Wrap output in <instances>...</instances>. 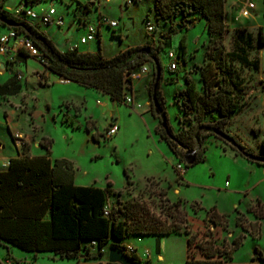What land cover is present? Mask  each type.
<instances>
[{
  "label": "rangeland",
  "instance_id": "1",
  "mask_svg": "<svg viewBox=\"0 0 264 264\" xmlns=\"http://www.w3.org/2000/svg\"><path fill=\"white\" fill-rule=\"evenodd\" d=\"M233 1L226 0L225 3V32L222 42L224 55L231 52L246 55L249 60L258 63V69L226 55L231 75L222 84L232 90L238 101L244 97L248 99L242 112L233 117L222 131L242 145L245 151L264 156L260 148V143L264 140V45L258 44L260 30L264 36V0H255L256 8L248 17L239 15V8L231 6ZM63 2L67 3L69 0ZM124 2L125 0H102L99 12L109 20H116L118 25L115 28L102 26L100 37L85 45L78 42L86 30L68 28L69 17H65V24L61 28L49 25L40 27L48 32L59 48L66 47V50L75 44H78L79 50L88 48L96 52L99 47L104 56L109 57L121 49L131 47L135 49L132 55V59H135L142 48H149L148 61L141 65L146 67V71L132 69L131 82L125 92V96L140 104V110H130L124 100L119 103L108 101L103 95H94L87 100V110L83 112V105L62 101L80 100V90L84 87L78 90L76 83L59 84L57 76L58 81L53 82L51 72L39 62L33 60L30 63L24 81L14 78L6 70L0 76V80L8 79L0 82V143L3 145L0 147V163L16 153L10 132L14 134L15 145L21 149L26 140L32 154L47 155L46 148L40 144L50 140V158H66L72 162L75 185L105 188L111 183L112 189L121 190L120 195L114 196L117 200L113 203L114 206H122L130 198L140 197L150 212L164 218L168 206L180 200V210L187 214V222L182 224L183 231L197 233L196 241H200L207 230L211 231V236L220 246L223 239L229 246L234 238L242 235L241 244L230 254L233 262H249L254 257L255 249L264 255V216L257 218L254 214V210L258 211L259 208L264 213V166L250 162L237 149H232L231 143L208 129L210 127L207 126H211V114H205L200 119L190 109L186 95L181 92L186 87L185 79H188L194 83L198 93H204L200 81V67L206 60L205 51L209 43L205 20L185 5L165 7L164 10L170 13L165 17L156 9V2L160 5L161 0H135L127 8H124ZM51 3L60 12L64 11L65 7L55 0H41L33 9L39 11ZM73 8L74 4L70 10ZM95 16L93 11L89 18L94 21ZM146 19L155 27L152 33L145 29ZM190 20L194 21L193 24ZM187 23L191 26L187 27ZM181 38L185 46L183 57L177 60V70L170 73L167 70L169 60L166 53L168 50L176 51ZM154 54L161 66L158 87L170 132L172 136L189 143L184 148L174 143L177 157L171 156L168 159L162 154V143H158L157 135L163 129L160 117L154 113L150 96L155 80L152 61ZM132 74H140V77L136 80ZM33 76L35 81L32 84ZM143 84L147 86L146 89ZM96 99H99V103L95 102ZM86 114L92 115L96 121L92 128L94 136L86 130L83 116ZM93 119L90 118L87 125L95 124ZM108 124L119 125V131L112 137L105 138ZM186 148L195 149L197 154L204 156L203 161L187 167V178L175 168ZM181 164L184 165V162ZM127 180L132 183L127 185ZM227 181L231 186L224 185ZM198 205L204 209L215 208L225 213L228 219L227 229L214 225L206 228L203 223L204 210H193ZM235 209L244 214L247 222H258V236L236 225ZM168 220L171 219L168 217ZM186 237L177 233L161 237L131 235L116 242L110 239L104 247V261L107 262L109 245L115 244L126 247V250H135L140 261L147 259L149 253L150 264H185ZM194 250L196 249L193 248ZM196 256L200 257L198 251ZM4 262L108 264L94 261L79 263L53 252L34 254L16 247L6 248L0 245V264ZM256 262L264 264V259Z\"/></svg>",
  "mask_w": 264,
  "mask_h": 264
},
{
  "label": "trees",
  "instance_id": "2",
  "mask_svg": "<svg viewBox=\"0 0 264 264\" xmlns=\"http://www.w3.org/2000/svg\"><path fill=\"white\" fill-rule=\"evenodd\" d=\"M225 3L226 0H161L160 5L156 2V9L162 16H169L170 13L164 10L167 6L172 8L185 5L205 20L209 43L205 51L206 60L200 67V81L204 93H198L194 83L188 79H185L186 87L181 92L186 95L190 109L195 111L200 119L205 114H211V126L207 127L221 131L233 117L242 112L248 99L244 97L238 101L232 90L222 84V81L231 75L226 55L258 69V63L252 62L246 55L235 52L224 55L222 42L225 32ZM78 5L76 11L82 8L88 11L86 4ZM0 19L12 20L10 14L3 9H0ZM12 21L17 23L15 30L24 33L43 51L47 61L44 67L53 75L96 89L108 95L113 102L121 103L126 97L125 92L131 82V70L139 69L148 61L147 55L141 53L132 59L135 49L131 47L109 58L104 57L100 49L96 52L78 49L60 51L52 40L36 27L26 22ZM193 22L190 20V23ZM258 44L264 45L261 30L258 34ZM184 49L181 38L175 51L178 59H182ZM153 57L159 62L156 54ZM156 95L161 104L159 87ZM162 129L163 132L158 133L159 137L165 141L175 157L177 150L173 146L174 143L183 148L189 146L188 141L174 136L170 138L163 127ZM86 130L89 132L90 128L86 126ZM168 131L171 133L169 124ZM11 139L15 143V137L11 135ZM50 144V140L40 144L46 148L47 155L31 156L29 144L24 141L18 156L8 160L6 170H0V245H12L26 252H53L76 261H79V258L105 260L104 247L110 239L116 242L131 235L161 237L179 233L187 236L185 264H258L256 260L264 259V255L255 249L254 257L249 262L232 261L230 254L241 244L242 235L234 238L229 246L223 239L220 246L211 236V231L207 230L202 234L200 241H196L197 233L183 231L182 224L187 222V214L180 210L179 199L168 206L164 218L150 212L140 197L130 198L122 206H114L113 203L117 200L110 204L109 197L120 195L121 190L114 191L111 183L105 188L75 185L72 162L65 158L51 159ZM238 145L241 150L233 145L232 149H237L242 154L245 150L242 145ZM260 148L264 154V140L260 143ZM222 150L225 151L223 148ZM203 157V154L196 153L195 163L203 161ZM255 163L260 167L264 166V162ZM189 166L191 165H187ZM131 183V180H127V185ZM105 206L109 207L108 215L103 213ZM193 210H204L203 223L206 228L214 225L227 229L226 214L217 212L215 208L208 210L199 205ZM235 213L236 225L258 236V222H247L244 214L237 209ZM254 214L257 218L264 216L262 208L254 210ZM91 242H95V248H92ZM121 248L125 250L132 264H139L140 259L134 252L128 253L124 246ZM193 248L196 250L193 251ZM196 251L200 257L196 256Z\"/></svg>",
  "mask_w": 264,
  "mask_h": 264
},
{
  "label": "built area",
  "instance_id": "3",
  "mask_svg": "<svg viewBox=\"0 0 264 264\" xmlns=\"http://www.w3.org/2000/svg\"><path fill=\"white\" fill-rule=\"evenodd\" d=\"M41 0H19V3L14 7L13 10L7 11L10 14V18L17 22H26L34 27L38 23L43 25L55 26L57 28H61L65 24V18L63 15H60L55 8V6L51 3L48 7L40 9L36 11L34 6L39 3ZM52 2L54 0H51ZM59 4H62L64 7L69 4V2L74 4V8L70 11V14L73 16V21L76 23L78 29H85L86 33L80 36L78 44L84 45L94 39H98L100 37V29L102 26H106L108 28H115L118 23L116 20H109L107 17H104L100 12V4L102 0H91L89 2H79L78 0H69V2L65 3L63 0H55ZM135 3V0H125L124 8H127L128 5ZM231 6H237L239 8V15L242 17L251 16L256 8L255 0H234ZM78 4L87 5L88 11L82 8L80 11H76V8L79 6ZM83 11L85 13H83ZM95 12V20L93 18H89L88 12ZM8 27V26H7ZM154 25L151 23L149 19L145 20V29L147 32L152 33L154 31ZM78 44L73 46H69V50L77 49ZM20 54H24L26 57L33 58L43 66L47 64L46 58L44 56L43 51L36 45V43L27 37L24 33H20L14 29V27H8V30L0 35V57H4L6 62L10 65H16L17 56ZM169 64L167 66L168 72H175L178 68L177 66V53L173 50H168L166 54ZM142 72L146 71V67L141 66L139 68ZM132 77L136 80L140 77V74H132ZM17 78L21 79V73H17ZM59 82L64 83L67 82L64 78H59ZM124 102L133 108H140V104H136L133 98L126 96L124 98ZM119 130L118 125L111 124L105 132V138L112 137ZM183 159L178 162L175 166L176 170L183 174L187 170V164L184 162V165L181 164ZM109 207H104V215H108ZM92 248H95V242H91ZM127 250L128 253H135L134 250L129 248ZM125 252V251H124ZM149 253H147V259L140 261L139 264H150ZM11 264L10 262H7Z\"/></svg>",
  "mask_w": 264,
  "mask_h": 264
},
{
  "label": "crops",
  "instance_id": "4",
  "mask_svg": "<svg viewBox=\"0 0 264 264\" xmlns=\"http://www.w3.org/2000/svg\"><path fill=\"white\" fill-rule=\"evenodd\" d=\"M79 2H81L80 0H78ZM8 2H9V4H8ZM41 2V1H40ZM19 3V0H0V9H3V10H6V11H11V10H13L14 9V7H16V5ZM38 4V3H37ZM69 4H73V3H71V2H69ZM71 5H67V6H65V8H63L64 9V11L63 12H60L57 8V11H58V13L60 14V15H63L64 16V18L66 17V18H68L69 17V19H68V21H69V24H68V28L70 27V28H72V27H74L75 29H78L77 28V26H76V23H74V21H73V16L70 14V11L72 10H70V7H71ZM43 8H45V7H43ZM43 8H40V9H43ZM39 9V10H40ZM88 14L90 15V14H92V12H88ZM1 20V19H0ZM41 25H43V24H40V23H38L37 25H36V28L39 30V31H42L43 33H45L46 35H47V37L48 38H50L51 40H52V38H51V36L48 34V32L47 31H45V30H43V29H41ZM8 30V27L5 25V24H2V22L0 21V35L1 34H4L6 31ZM83 35V34H82ZM81 35V36H82ZM99 41V40H98ZM52 42L54 43V45L56 46V48L57 49H59L60 51H65L66 50V47L65 48H59L57 45H56V43L52 40ZM90 42H92V41H90ZM89 43V42H88ZM98 44L100 45V42H98ZM85 45V44H84ZM78 50L80 49V47L78 46V48H77ZM100 48L98 47V50H99ZM122 50V49H121ZM120 50V51H121ZM80 51H90V49H86V50H80ZM100 51H101V53H102V55L104 56V54H103V52H102V50L100 49ZM91 52H95V51H91ZM114 56V55H113ZM104 57H106V56H104ZM109 57H112V56H109ZM109 57H106V58H109ZM33 60H35V59H33V58H29V57H26L24 54H20L19 55V57H17V63H16V65H10V64H8L7 62H6V60H5V58L4 57H0V76H3V72H5L6 70H8V72L9 73H12V75H13V77L14 78H16V79H18L17 78V73H21V75H22V78H21V80L22 81H24V79H25V73H27V71L29 70V68H30V63H32V61ZM36 61V60H35ZM146 64H148V63H146ZM2 65H3V67H2ZM45 68V67H44ZM50 72V71H49ZM51 75V78H52V80H53V82L54 81H58L57 80V78L54 80L53 78H54V75H53V73H51L50 74ZM34 78V79H33ZM33 80L31 79V82H32V84H33V81H35V76H33ZM8 79H1L0 80V82L1 83H3V82H6ZM58 83L59 84H68V85H73V83L74 82H71V81H68L67 80V82H64V83H61V82H59L58 81ZM77 84V83H76ZM78 86V90H80L82 87H84V86H81V85H79V84H77ZM41 86H49V85H41ZM143 86H144V88L146 89L147 88V86L145 85V84H143ZM80 91H82V93L80 94V100H70V99H67V100H63L62 102H73V103H75L76 105H83V112L85 111L86 112V110H87V106H86V102H87V100L89 99V97L90 96H94V95H103L108 101L110 100V98H109V96L108 95H106V94H103V93H101L100 91H98V90H96V89H93V88H87V87H84V88H82V90H80ZM146 96H147V91H146ZM2 99V98H1ZM134 100V99H133ZM96 103L98 102L99 103V99H96V101H95ZM128 105V104H127ZM129 106V108H130V110H140L139 108H133L132 106H130V105H128ZM84 116V120H86V125H87V121H90V118L91 119H93V116L92 115H90V114H86V115H83ZM86 118V119H85ZM116 120H117V118H116ZM82 121H83V119H82ZM93 123H95V124H90V126L89 125H87V126H89V128H90V132H91V134H93L92 133V128H94L95 127V125H96V121L93 119ZM7 125H8V122H7ZM86 125H85V127H86ZM110 124H108V126H109ZM119 126V125H118ZM9 127V126H8ZM153 128V130H154V128H155V126H153L152 127ZM119 131V130H118ZM20 134V133H19ZM14 136V134L13 133H11L10 132V136ZM21 135V134H20ZM93 136H94V134H93ZM23 137H25V136H23ZM157 137H158V143L160 144V143H162L163 145H165V147H166V149L164 148V146L162 145V144H160V147H163V149H164V151L162 150V154L165 156H167V159H168V157H171V156H174L173 155V153H172V151L170 150V148L168 147V145L165 143V141L164 140H162L158 135H157ZM26 138V137H25ZM27 139V138H26ZM95 139H97V138H95ZM26 141V140H25ZM27 142V141H26ZM40 146V145H39ZM0 147H3V145L2 146H0ZM14 149H15V151H16V153H15V155L13 154V155H10V156H8V158L7 159H5L4 161H2V163H0V170H6L7 169V166H8V160L10 159V158H12V157H16V156H18V154H19V152H20V149H19V147L18 146H16L15 145V143H14ZM19 151V152H18ZM29 152H30V150H29ZM165 152V153H164ZM30 155L31 156H42V155H44V154H42V153H31L30 152ZM235 156V155H234ZM175 157V156H174ZM235 157H237V156H235ZM66 159V158H65ZM258 166V165H257ZM264 169V168H263ZM184 174V177L185 178H187L186 177V175H187V173L185 172V173H183ZM75 176V175H74ZM153 177V176H152ZM75 178V177H74ZM231 183L229 182V181H227V182H225V186H227V187H229V186H231L230 185ZM97 187H99V186H97ZM114 191H118V190H115V189H113ZM177 190V192L179 191L178 189H176ZM175 190V191H176ZM111 198V199H110ZM109 198V203L110 204H112L113 202H115L116 201V199L114 198V196H111ZM217 210V209H216ZM217 212H219V211H217ZM219 213H221V212H219ZM225 214V213H224ZM168 236H170V235H168ZM1 246H3V247H6V248H10V247H14V246H12V245H8V244H5V245H1ZM17 248V247H16ZM19 249V248H18ZM26 252V251H25ZM30 253H34V254H36L37 252H30ZM39 253V252H38ZM161 257L159 256V259H160ZM85 261H94V262H97V263H107L106 261H104V260H83V259H80L79 261H77V262H79V263H81V262H85ZM7 262H4V264H6ZM8 264V263H7Z\"/></svg>",
  "mask_w": 264,
  "mask_h": 264
},
{
  "label": "water",
  "instance_id": "5",
  "mask_svg": "<svg viewBox=\"0 0 264 264\" xmlns=\"http://www.w3.org/2000/svg\"><path fill=\"white\" fill-rule=\"evenodd\" d=\"M0 21L8 27H17V23H15L12 20L1 19ZM190 26H191V24L187 23V27H190ZM177 29H180V27L177 26ZM162 39H164V37H162ZM140 53L148 55L150 53V49L149 48H142L140 50ZM152 61L154 64V69H155V80H154V83L152 85V95H151V101H152V105L154 107V113L160 117L161 126L164 128L166 134H168V136H170V138H173L171 133H169V131H168L167 117L165 114H163V108H162L161 104L159 103V101L157 99V95H156V92H157V89L159 86V82H160L161 67H160L159 62L157 61L156 57H152ZM2 67H3V65H2ZM56 78L57 77L55 76L53 79L55 80ZM208 129H210L219 138L231 143L233 146H236L238 148V150H241V147L227 133H225L219 129H215V128H208ZM242 154L245 158H247L248 160H250L252 162H264L263 156H258V155L252 154L250 152H247V151H242ZM182 159L187 165L195 164L196 150L186 148L184 151ZM107 263L108 264H132L131 260L129 259L128 255L124 252V250L115 244H111L108 247Z\"/></svg>",
  "mask_w": 264,
  "mask_h": 264
}]
</instances>
